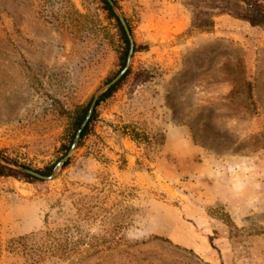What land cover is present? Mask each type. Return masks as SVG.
<instances>
[{"label":"rangeland","instance_id":"obj_1","mask_svg":"<svg viewBox=\"0 0 264 264\" xmlns=\"http://www.w3.org/2000/svg\"><path fill=\"white\" fill-rule=\"evenodd\" d=\"M115 1L130 73L59 167L120 30L101 0H0V159L58 162L0 163V264H264V0Z\"/></svg>","mask_w":264,"mask_h":264},{"label":"trees","instance_id":"obj_2","mask_svg":"<svg viewBox=\"0 0 264 264\" xmlns=\"http://www.w3.org/2000/svg\"><path fill=\"white\" fill-rule=\"evenodd\" d=\"M101 1L104 4L105 10L109 13L110 17L113 18L116 21L117 26H118V28L120 30V33H121L123 44H124V46H123V54L121 56L120 70L113 78H111L109 80L108 83H110V82L113 81V79H115L125 69V67L127 65L128 56H129V53H130V50H131V41H130L129 36L127 35V33H126L121 21L119 20V18L114 13L111 5L107 2V0H101ZM113 2L115 4H117V2L115 0H113ZM129 30H130V33H132L130 27H129ZM136 51H137V48H136V45H135L134 46V52H136ZM129 73L130 72H127L115 85H113L107 92H105L102 96L99 97V99L96 102V105L94 107L93 114H92L90 120L88 121V123L82 129V131L80 133L79 146L82 145L83 141L87 138V136L89 135V133L91 131V128H92V126H93V124L95 122L96 111H97V108L99 107V105L101 103L105 102L108 98H110L113 95V93L118 89V87L127 78ZM93 101H94V98L88 103V105L85 108H83L81 113L78 115V117H77V119L75 121V124H74V131H73V134H72V136L70 138L69 144L67 146H64V148H63V151H64L63 158L65 156H67V154L71 150L72 145L74 143V140L76 138V135L79 132V130L82 128V126H83V124H84V122H85V120H86V118L88 116V113H89V110H90V107H91ZM63 158H61V160ZM57 163L53 164L50 167H47L46 169H44L42 171H35V172L40 174V175H42V176L49 177V176H51V174H52L54 168L56 167ZM68 163H69V161L65 163L64 167L67 166ZM10 173H18V172L10 170V169H8V168H6V167H4L3 165L0 164V176H8V175H10ZM18 174H21V175L25 176L26 178L37 179V178H35L33 176H30V175H27V174H22V173H18ZM65 243H67V241ZM63 246L66 247V245L62 244L61 247H63Z\"/></svg>","mask_w":264,"mask_h":264},{"label":"water","instance_id":"obj_3","mask_svg":"<svg viewBox=\"0 0 264 264\" xmlns=\"http://www.w3.org/2000/svg\"><path fill=\"white\" fill-rule=\"evenodd\" d=\"M107 2L111 5L114 13L116 14V16L119 18V20L121 21L127 35L129 36V39L131 41V50H130V53H129V56H128V61H127V65L125 67V69L121 72V74L113 81L111 82L105 89H103L101 92H99V94L95 97L91 107H90V110H89V113H88V116L82 126V128L79 130V132L77 133L76 135V138L74 140V143L72 145V148L69 152V154L58 164L59 167L63 166L65 164V162L70 158L71 154L74 152V150L76 149L77 145H78V142L80 140V133L82 131V129L86 126V124L88 123V121L90 120L92 114H93V110H94V107L96 105V102L98 101L99 97L102 96L105 92H107L113 85H115L126 73L127 71L129 70V67H130V63H131V59H132V56H133V53H134V43H133V40L130 36V30H129V27L125 21V19L123 18V16L121 15V13L119 12L116 4L113 2V0H107ZM0 163L5 165V166H8L10 168H14L20 172H23V173H26V174H29V175H32V176H35L37 178H41V179H51L54 177V174L51 176V177H43L33 171H30L28 169H25V168H21V167H17V166H12L10 164H7L6 162H4L3 160L0 159Z\"/></svg>","mask_w":264,"mask_h":264}]
</instances>
